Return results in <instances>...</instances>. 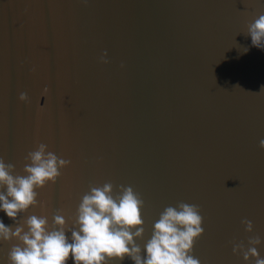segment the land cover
Listing matches in <instances>:
<instances>
[{
    "label": "water",
    "instance_id": "1",
    "mask_svg": "<svg viewBox=\"0 0 264 264\" xmlns=\"http://www.w3.org/2000/svg\"><path fill=\"white\" fill-rule=\"evenodd\" d=\"M262 14L264 0H0V158L23 175L44 143L71 161L37 190L50 224L62 210L73 228L90 186L111 182L144 201L142 249L186 202L204 219L200 264H245L231 242L255 235L264 258V50L246 35Z\"/></svg>",
    "mask_w": 264,
    "mask_h": 264
},
{
    "label": "clouds",
    "instance_id": "2",
    "mask_svg": "<svg viewBox=\"0 0 264 264\" xmlns=\"http://www.w3.org/2000/svg\"><path fill=\"white\" fill-rule=\"evenodd\" d=\"M246 35L253 47L264 50V14L248 24ZM244 49L246 53L248 49ZM107 55L103 52L99 63H109ZM47 92L45 87L42 95ZM18 100L30 102L25 92L19 93ZM259 147L264 150V139ZM70 163L44 143L27 154L23 175L15 174V165L0 158V211L13 221L7 226L0 220V243L16 241L8 253V264H68L69 259L74 264H121L125 258L134 264H200L192 255L196 241L204 234L200 207L186 202L166 207L142 249L136 241L144 237V201L132 186L121 185L118 194H114L111 182L90 186L81 198L73 228L68 229L62 210L50 224L37 190L54 184ZM36 207L41 209L40 215L32 214L23 224L16 223L20 215ZM241 224L246 233H253L251 220L243 219ZM66 230L71 233L70 240ZM231 243L233 255L242 256L245 264H264L257 251L262 244L260 236H249L246 244Z\"/></svg>",
    "mask_w": 264,
    "mask_h": 264
}]
</instances>
